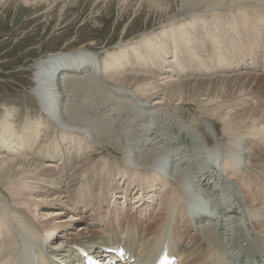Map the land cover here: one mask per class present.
<instances>
[{"label": "bare ground", "instance_id": "obj_1", "mask_svg": "<svg viewBox=\"0 0 264 264\" xmlns=\"http://www.w3.org/2000/svg\"><path fill=\"white\" fill-rule=\"evenodd\" d=\"M60 1L43 0L52 7ZM137 4L157 15L162 35H142L140 46L112 52L111 60L79 47L31 65V92L46 116L21 129L11 111L2 121L0 264H27L28 257L30 264H85V253L98 256L105 246L113 254L116 245L135 259L115 253L112 264H155L164 243L178 264H264V99L252 97L254 85L264 86V0ZM185 30L198 39L192 53L184 47ZM169 33L179 77L156 63L170 51L160 53L154 42ZM126 48L147 67L126 61L124 69ZM54 66L56 77L48 70ZM98 88L113 94L103 99ZM189 109L196 121L187 123L181 114ZM100 116L128 134L125 145L99 128ZM130 124L138 125L136 133L123 128ZM173 125L181 146L168 139ZM61 181L67 184L56 187ZM45 197L51 203L40 218ZM57 204L62 208L53 215L50 206ZM69 208L77 215L61 224ZM74 220L83 224L74 229Z\"/></svg>", "mask_w": 264, "mask_h": 264}, {"label": "rangeland", "instance_id": "obj_2", "mask_svg": "<svg viewBox=\"0 0 264 264\" xmlns=\"http://www.w3.org/2000/svg\"><path fill=\"white\" fill-rule=\"evenodd\" d=\"M137 2L138 0H132L130 2H127L126 0H61L58 4L52 7L44 3L43 0L35 4L30 3L27 5L24 4V0H0V130L2 129V121L5 119L9 111L14 114H11V118L16 116L15 119H13V122H16L19 126L15 129H21L22 125L30 120H38V117L41 115L46 116V114L43 113L39 100H37L36 96L31 92L32 88L35 86L33 81L35 70H32L31 65L34 64L36 59L48 53L71 51L79 47H85L97 52L99 56H101L100 58L104 60V58L108 57L110 53L123 50L124 47H127L129 44V46H140L142 35L148 37L162 35L161 30L163 28L158 22L159 20L156 19L157 15L152 11L149 13L146 6L140 7ZM197 28L200 31V35H202V24H197ZM183 32L184 34H182V36L186 41L184 47L188 53H192V48L193 46H196L198 39L194 37L193 32L190 30H185ZM164 37H166V35ZM262 37L263 36H260L259 39ZM171 42L172 38L169 33L167 38H164L160 43L154 42V44L155 46L161 44L159 49L160 53H163L165 50L172 52L170 53L168 51L169 54L165 61L161 62L156 60V63L163 73H172V76H174L178 74L179 67L172 60L174 59V46ZM240 45L242 46V41L240 42ZM261 50L264 52V47ZM122 53L123 56L120 58V64L124 69H128L125 64L126 61L135 64L138 69H144L147 67L146 65L140 64L141 62L145 64L148 63L143 59L136 58V53H134L132 48H130V50L126 48L124 52H121V55ZM116 54L117 53L113 56H116ZM228 57H230V55ZM111 58L112 56L110 55L108 60H111ZM170 62H173V64H170ZM235 65L237 66V63ZM48 70L49 73H53V76L55 77L59 73V70H56L55 66ZM131 73L137 74L135 72ZM175 77H179V75ZM180 78L183 79L185 77L183 76ZM88 89L89 88H87V90ZM92 89L90 92H98L99 90V94L101 93V95H103L105 93L104 96H102V98L104 97L103 99H106L105 96L108 92L109 94H113L109 88L108 90L102 88L103 91L102 89L100 90V88H98V90ZM234 89L235 91L238 90L237 85L234 86ZM253 90L252 97H255V99L258 98L256 100L264 99V86L254 85ZM119 92L124 93V91ZM109 94L107 96H109ZM101 95L97 96V98L101 97ZM102 98H99L100 102ZM201 98H205V96H202ZM173 100L174 103H177V101L180 102L178 99L175 100V98ZM129 103L128 106L133 105L132 102ZM138 107H140V105H138ZM190 111L181 114L182 121L186 120L187 123H190V121H196L193 119L196 112L193 109ZM103 118L107 122L104 121ZM97 120H100L101 122L103 121L101 124V122H98L95 119L97 122L96 124H99L98 126L101 125L99 128L103 130L104 133L109 134L108 132H110L113 135L117 134V139L119 138L120 141L117 143L118 146H121L122 144L125 145L123 136H128V134H122L120 131L123 129L120 126L119 130H117L118 126L116 123H113V118L100 116ZM112 124L115 127L117 126L116 129L108 127V125L112 126ZM124 126H127L126 128L123 127L124 129H128L132 133H136L138 130V125L136 126V124ZM196 128L203 131V128H201V125L199 124H196ZM179 129L180 127H178V125L169 126L168 130L171 132V136H169L168 139H173L172 141H175V144L178 141L177 145L181 146L182 136ZM219 133H221L220 129L218 134ZM43 137L44 134L41 135V138ZM113 138H115V136ZM79 142L80 141L78 140L77 144H79ZM36 151L37 149L35 147L33 154L36 153ZM119 168L121 171H125L124 164ZM61 183L62 185L56 187H63L67 184L66 181H61ZM78 197L79 199L81 198L80 195ZM45 198L46 199H44L42 201L43 203L40 205V218H42V213L47 208L46 204L51 203L50 199H47L48 197ZM117 200L124 202L123 198ZM148 201L151 204V200ZM110 205L111 203H107L105 208ZM130 206L133 205H129V208H131ZM155 206L156 204L151 207L150 214ZM60 208H62L61 204L50 206L53 215ZM124 209H126V207L123 208V210ZM71 210L72 211L66 209V213L60 215L61 218L59 220L61 221V224H64L66 220H69L71 215H77L73 209ZM233 210L234 209H226L228 212ZM105 214L107 215L106 211ZM71 223H75L74 229H78L83 224V221L74 220ZM100 223L106 224L104 221H100ZM87 224L90 225L91 222L89 221ZM101 226L102 225L99 227ZM49 239H51L50 236ZM56 242L57 239L55 243ZM102 251H97L98 260L103 264H109L108 262L112 264L110 259L113 254H105L106 252H104V250ZM30 252L31 247L29 245V256ZM27 264H30L29 257Z\"/></svg>", "mask_w": 264, "mask_h": 264}]
</instances>
